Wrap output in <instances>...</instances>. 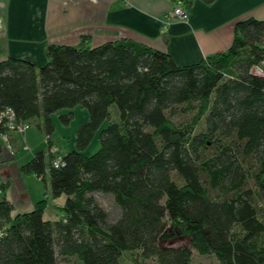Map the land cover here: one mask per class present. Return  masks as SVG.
<instances>
[{
	"label": "trees",
	"instance_id": "16d2710c",
	"mask_svg": "<svg viewBox=\"0 0 264 264\" xmlns=\"http://www.w3.org/2000/svg\"><path fill=\"white\" fill-rule=\"evenodd\" d=\"M84 41L47 45L38 67L0 62V113L11 109L15 125L27 126L18 132L0 121V153L11 132L23 136L30 126L46 142L19 167L45 188L30 211L11 216L8 183L0 184V264H58L57 256L124 264L134 251L191 264L192 249L219 264H264V76L250 72L264 58V19L236 21L226 51L187 65L127 39ZM76 107L88 118L60 156L51 116L65 110L59 119L68 124ZM95 132L99 146L84 155ZM94 192L113 197V221ZM62 195L60 218L44 221L48 201ZM177 236L189 246L160 245Z\"/></svg>",
	"mask_w": 264,
	"mask_h": 264
},
{
	"label": "crops",
	"instance_id": "0c3cea01",
	"mask_svg": "<svg viewBox=\"0 0 264 264\" xmlns=\"http://www.w3.org/2000/svg\"><path fill=\"white\" fill-rule=\"evenodd\" d=\"M176 1L0 0V62L12 57L38 67L46 61L47 45L77 46L85 38L84 44L91 47L131 40L170 54L177 65H187L226 51L236 21L264 19V0H215L210 4L186 0V18L168 20ZM39 139L41 145L44 135ZM25 141V134L11 132L9 144L0 153V184L8 183L4 196L12 206L11 216L30 211L45 193L39 178L19 170L35 150L43 148L28 145L25 149ZM64 202L63 195L50 199L42 219L57 221L60 214L54 207L61 208Z\"/></svg>",
	"mask_w": 264,
	"mask_h": 264
},
{
	"label": "rangeland",
	"instance_id": "374dc122",
	"mask_svg": "<svg viewBox=\"0 0 264 264\" xmlns=\"http://www.w3.org/2000/svg\"><path fill=\"white\" fill-rule=\"evenodd\" d=\"M62 113L66 112L65 110L61 111ZM59 112V114H62ZM59 114H53L51 116L52 121L54 122V131L51 135L53 140L54 146L57 149V154L62 156L66 154L69 150L74 148V134L75 130L84 122L87 121L88 114L86 109L76 107L72 111L70 116V120L68 124L62 123L59 119ZM110 118L109 121L115 122L118 121V110L116 106L113 104L109 108ZM180 120V118L178 119ZM107 121H105L101 127L105 126ZM201 128H203V124L200 123L198 127L195 129V132H198ZM43 133L38 130L35 126H30L29 129L25 133L28 137V142H24L26 144L25 149H27L28 145H40L39 138H42ZM41 148L44 149L46 147V142L41 139ZM99 146L98 141V132H95V135L91 142L85 147L82 151L84 155H90L97 150ZM36 151V150H35ZM41 186H43L42 182H40ZM94 198L96 199L97 203L108 213V220L113 221L119 212V209L113 202V197L110 194H104L101 192H94ZM53 199V198H52ZM49 202V201H48ZM57 211L58 207H54ZM58 212V211H57ZM161 246H189V238L185 236H177L173 239L169 240H162L160 241ZM58 264H78L74 261V258H70L69 260H64L60 256H57ZM123 263L124 264H158L154 257L149 258H141L139 256L138 251H134L133 253H127L123 255ZM191 264H219L216 258L212 255H201L196 253L192 249V259Z\"/></svg>",
	"mask_w": 264,
	"mask_h": 264
},
{
	"label": "built area",
	"instance_id": "2783aa9c",
	"mask_svg": "<svg viewBox=\"0 0 264 264\" xmlns=\"http://www.w3.org/2000/svg\"><path fill=\"white\" fill-rule=\"evenodd\" d=\"M187 16L186 11L183 8V4L180 0H177L175 5L173 6V9L171 13L168 16V20H174V19H185ZM250 72L252 74L258 75V76H264V58L260 61L259 64L254 65L251 67ZM0 121L4 122V125L10 129V130H16L18 132H22L27 126H16L14 123V113L11 109H5V111H2L0 113ZM1 139L4 143H6V137L1 136ZM61 163V159L58 157L53 161V166L58 167ZM5 234L4 228H0V239Z\"/></svg>",
	"mask_w": 264,
	"mask_h": 264
}]
</instances>
